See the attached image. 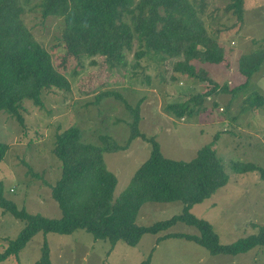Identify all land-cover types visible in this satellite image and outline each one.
I'll list each match as a JSON object with an SVG mask.
<instances>
[{
  "label": "rangeland",
  "instance_id": "rangeland-1",
  "mask_svg": "<svg viewBox=\"0 0 264 264\" xmlns=\"http://www.w3.org/2000/svg\"><path fill=\"white\" fill-rule=\"evenodd\" d=\"M208 1L206 13L211 5L223 7L221 1ZM38 2L32 0L25 6L21 17L57 65L64 52L61 19L43 18L36 7ZM210 27L220 29L224 60L220 64L194 63L220 86L231 89L244 81L238 70L240 56L264 49V0H244L241 20L228 12ZM137 49L134 45L127 52L124 68H113L109 73L98 70V58L85 60L81 71L67 75L70 90L42 93L41 108L24 101V126L0 111V141L8 145L0 161L3 196L29 213L60 217L57 202L51 197V186L61 174V162L52 153L55 133L75 125L81 130L82 141L100 144L99 135L107 134L111 141L123 145L132 119L125 104L135 107L139 102L138 128L146 138L153 137L159 143L163 156L188 161L197 149L211 144L224 166L227 183L203 202L193 205L190 212L212 225L221 244L256 233L264 226V181L256 171L236 172L232 163H253L264 168V109H252L247 101L253 93H264V61L246 90L235 95L215 94L204 103L206 110L180 119L166 111L165 105L202 91L206 84L197 79L170 80V64L152 51H146L136 66L133 54ZM69 66L73 67L74 63ZM104 91L118 93L122 98L111 95L97 101L95 96ZM150 148L149 142L137 137L126 149L103 153L107 168L117 179L114 197L128 185L135 170L149 156ZM182 207L181 201L145 202L138 210L136 223L146 226L169 219L180 214ZM23 227L21 220L0 208V252ZM173 232L198 233L195 227L177 222L166 231L143 234L135 246L117 241L111 247L108 240L94 239L82 229L71 234L38 232L17 257H7L0 264H35L44 242L49 248L51 264H141L148 255L149 264L264 263V246L236 255H212L183 238L156 241L160 235Z\"/></svg>",
  "mask_w": 264,
  "mask_h": 264
},
{
  "label": "trees",
  "instance_id": "trees-1",
  "mask_svg": "<svg viewBox=\"0 0 264 264\" xmlns=\"http://www.w3.org/2000/svg\"><path fill=\"white\" fill-rule=\"evenodd\" d=\"M31 1L0 0V111L8 113L21 126L25 124L24 101L41 108L43 92L70 90L67 75L81 71L87 59L98 58V70L108 73L113 68H124L127 52L134 45L138 47L133 54L136 66L146 51H152L170 64V80L197 79L206 84L202 91L165 105L166 111L180 119L198 114L203 108L206 110L204 103L215 94L235 95L246 90L264 61V49L242 54L238 70L244 81L231 89L220 86L194 63L220 64L224 60L220 29L210 26L228 12L241 20L244 0H218L223 4L222 9L211 5L208 13V0H39L36 7L40 15L59 18L62 23L64 52L55 65L50 53L22 20L24 7ZM72 63L74 66H69ZM111 95L122 98L112 91L101 92L95 98L98 101ZM247 101L252 109H264V93H253ZM125 107L132 119L123 145L111 141L107 134L99 135L100 144L82 141L81 130L75 125L55 133L52 153L61 162V174L51 186V197L57 202L60 217H46L17 208L3 196L0 186L1 210L24 223L18 236L7 241L0 252V262L10 256L17 257L38 232L71 234L82 229L94 239L108 240L111 247L117 241L135 246L143 234L166 231L177 222L195 227L198 233H164L156 241L183 238L204 247L212 255H236L264 246V226L256 233L221 244L212 225L190 212L193 205L209 198L228 181L212 145H203L188 161L167 158L161 153L159 143L153 137L146 138L138 128L140 103L135 107L125 104ZM137 137L150 143L149 156L135 170L124 190L114 197L117 179L107 168L103 153L126 149ZM7 149L8 145L0 141V161ZM232 168L240 174L256 171L264 181L261 166L235 162ZM172 201L182 202L180 214L146 226L136 223L143 203ZM149 262L150 255L141 264ZM35 264H51L45 242Z\"/></svg>",
  "mask_w": 264,
  "mask_h": 264
}]
</instances>
